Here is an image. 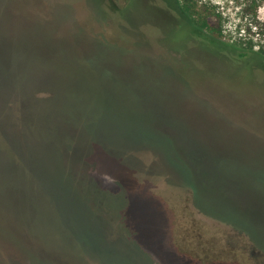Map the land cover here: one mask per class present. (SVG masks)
<instances>
[{
  "label": "rangeland",
  "instance_id": "374dc122",
  "mask_svg": "<svg viewBox=\"0 0 264 264\" xmlns=\"http://www.w3.org/2000/svg\"><path fill=\"white\" fill-rule=\"evenodd\" d=\"M211 2L198 9L223 37L164 30L150 6L180 22L181 0H0V264H179L170 232L192 264H264V2ZM68 87L133 157L98 145L108 160L67 166L6 120V96L20 110ZM26 154L33 172L6 161Z\"/></svg>",
  "mask_w": 264,
  "mask_h": 264
},
{
  "label": "trees",
  "instance_id": "16d2710c",
  "mask_svg": "<svg viewBox=\"0 0 264 264\" xmlns=\"http://www.w3.org/2000/svg\"><path fill=\"white\" fill-rule=\"evenodd\" d=\"M200 1L205 4L215 6V4L211 2L212 0H181L183 10L189 16V19L178 22L176 25L170 27V29H181L184 27L190 28L193 30L191 34L193 35L195 31L194 25H196L201 29H209L217 37H223L226 31L224 22L222 21L221 27H216L215 24H213V22H211L209 19V16L198 9V3ZM256 2L259 4L260 2H264V0H256ZM216 15H219V17L222 16L221 12L218 10ZM164 29L166 30V28ZM170 29H167L166 31H169ZM256 44V42L249 41L241 55H246L249 50L254 49ZM259 52L264 55L263 44L260 46ZM5 53L6 51H4L3 54L5 55ZM3 57L4 56H2V58ZM20 58L22 59V55ZM52 75L56 78V80H61L67 86L68 82L61 79L62 77L57 78V76L53 73ZM5 98L6 101L8 100V102L5 101L4 104L7 110L6 120L16 121L19 119L20 128L26 132H30L32 134V140H34L35 137H37L38 140H44L43 142L48 144L49 147H53L58 153L63 155L64 159H66L67 166L71 165L70 161H73L75 158L80 160V157L92 159L94 161V159L98 158L99 156L102 161L108 160V158L105 156L106 153L104 151H102L104 152L102 153L98 145L101 146L102 149L107 153L109 152V155H114L115 157H133V155L130 154V151L132 150L131 147L136 145V141H134L132 144V137L127 138L125 133L122 137H120L117 126L112 124V122L104 124L103 121L106 118L110 119V116L103 115V111H98V113H94L92 118H88L92 114L87 111L88 109L84 106L85 99L83 98L82 93L78 91H73L68 87L66 93H63L62 90L52 93L49 98L47 96L46 98L38 99L31 95H20V102L17 101V106L20 107V110L15 109V106L12 105L14 104V97L6 96ZM7 106L9 107L7 108ZM0 120L4 119L0 118ZM88 120H91L92 122L87 123ZM130 124L137 127L138 130L143 131V133L146 132L142 128V126L145 125H140L137 122L132 121ZM146 126L148 130L150 126L148 124ZM113 137H115V140ZM117 138L118 140H116ZM141 138L142 137H138L135 138V140H140ZM101 139H105L106 142L102 141ZM23 149H26V147L23 146ZM120 150H124L126 152H123L124 154L122 155L120 154ZM3 151L5 152V150ZM90 151L93 152L90 153ZM88 154H90L91 157H89ZM27 155L28 154L24 155L22 158L20 157V163H17L20 164V170L22 169L24 171L33 172L32 168H34L35 162L32 159L26 157ZM174 160L177 162L179 158H174ZM2 163L4 162L0 158V167H3L5 164ZM167 164L171 165L170 163ZM172 171L173 173H178L175 163ZM190 191L191 193L194 192V194L198 195L196 188L193 189L192 187L190 188ZM193 234L199 236V238L202 236V234H199V232L196 230L195 233L193 232ZM169 235L172 239H169L167 242L170 248L168 250H174L170 256L178 261L179 264H192V259L195 258V256H191L189 258L188 256L184 257L177 251L179 250L176 242L177 232H170ZM191 240L192 239H190L189 242L185 241V250H197L195 246L191 244ZM247 243L249 247L247 245H241V248L243 249L244 247L245 249V247H247L250 248V250L260 249L255 245L251 246L250 242ZM237 249L240 250L239 248ZM86 261L88 262V260Z\"/></svg>",
  "mask_w": 264,
  "mask_h": 264
},
{
  "label": "flooded vegetation",
  "instance_id": "af4514ba",
  "mask_svg": "<svg viewBox=\"0 0 264 264\" xmlns=\"http://www.w3.org/2000/svg\"><path fill=\"white\" fill-rule=\"evenodd\" d=\"M150 8H152L153 13H155L158 16H161L162 18L161 20H163V25L165 24V26L162 27L166 28V30L170 29V27L178 23L174 17H172L169 13H167L166 10H160L154 6H150Z\"/></svg>",
  "mask_w": 264,
  "mask_h": 264
},
{
  "label": "water",
  "instance_id": "95a60500",
  "mask_svg": "<svg viewBox=\"0 0 264 264\" xmlns=\"http://www.w3.org/2000/svg\"><path fill=\"white\" fill-rule=\"evenodd\" d=\"M6 161H8V162H11V163H17V160L14 158V157H6ZM4 162V161H3ZM5 163V162H4ZM17 167H19L20 168V164L19 163H17Z\"/></svg>",
  "mask_w": 264,
  "mask_h": 264
}]
</instances>
